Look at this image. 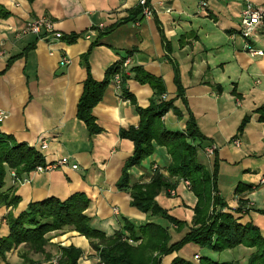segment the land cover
Segmentation results:
<instances>
[{
	"label": "crops",
	"instance_id": "obj_1",
	"mask_svg": "<svg viewBox=\"0 0 264 264\" xmlns=\"http://www.w3.org/2000/svg\"><path fill=\"white\" fill-rule=\"evenodd\" d=\"M150 6L152 17L144 19L130 16L137 0H0V7L7 12V17L0 18V112L4 116L0 132L16 144L34 147L45 164L68 157L77 165L74 170L68 165L23 174L15 185L8 170L4 189L14 188L20 201L13 208L0 205V238L8 234L5 217L9 212L16 217L29 203L49 197L63 201L74 193L87 196L89 225L107 237L120 229L121 218L135 226L147 220L130 205L129 193L116 187L133 152L132 142L121 138L119 131L136 127L139 117L112 79L91 111L102 132L89 136L76 117L87 77L84 57L95 81H101L114 63L128 59L126 86L141 108L156 96L130 69L139 67L161 79L163 100H169L177 95V68L187 107L206 138L200 149L216 148L219 196L229 208H236V186L251 185L252 191L241 194L251 208L239 216L240 222L253 223L264 237V215L259 213L264 211V123L254 113L264 105V36L252 40V48L261 54L248 52L245 40L238 35L243 0H150ZM40 18L49 20L64 40L49 44L35 35L22 34L29 21ZM72 35L78 37L68 43L66 38ZM62 57L69 59V64L60 65ZM174 105L182 117L168 112L163 123L169 130L183 131L188 117L185 106L180 99ZM245 116L250 119L239 135L237 129ZM233 139H238L239 146L231 144ZM43 141L46 147L39 149ZM168 161L165 150L154 145L150 157L129 169V186L149 183L151 168L157 166L175 187L173 195L161 191L155 200L190 221L196 199L183 180L167 174ZM198 161L211 170V157L198 151ZM152 220L159 223L157 218ZM46 236L45 254L21 245L6 253L5 261L23 264V257L29 255L33 261L46 264L60 254L59 247L73 246L82 252L79 264H100L89 241L70 228ZM178 239L172 237V241ZM238 249L246 251V260L250 250L243 247L223 253L233 256ZM201 251L204 254L199 255L213 259L215 253ZM175 256L164 257L162 264H170Z\"/></svg>",
	"mask_w": 264,
	"mask_h": 264
},
{
	"label": "trees",
	"instance_id": "obj_2",
	"mask_svg": "<svg viewBox=\"0 0 264 264\" xmlns=\"http://www.w3.org/2000/svg\"><path fill=\"white\" fill-rule=\"evenodd\" d=\"M130 16L141 17V8L137 6ZM5 17L7 12L0 7V18ZM77 37L72 35L66 40L72 43ZM83 62L86 65L87 77L77 102L76 117L85 125L89 136L102 132L91 111L101 101L105 89L116 74L120 75L121 96L130 101L139 117L136 127L119 131L121 138L132 142L133 152L124 164L116 187L119 191L129 193L130 205L145 214L147 220L144 224L135 226L125 218H121L120 229L107 237L90 227V217L85 213L90 201L85 194L74 193L63 201L49 197L37 203H29L25 211L16 217L11 212L6 215L8 234L0 238V263L8 264L5 261L6 253L21 244L33 253H43L48 233L70 227L89 241L100 264H161L164 257L172 254L176 256L170 264H232L215 261L206 255H201L197 262H194L192 257L179 256L178 253L187 245L213 253H222L242 246L252 249L246 264H264V237L260 229L251 222L244 224L240 222L239 216L247 213L244 210L243 200H239L238 207L232 209L219 196L216 152L211 170L198 161V151L206 138L198 130L194 116L187 107L177 68H174L177 95L169 100L160 99L165 93L161 79L143 72L139 67L130 69L139 83H147L153 88L156 96L147 107L141 108L136 105L133 95L128 92L126 86L128 77L122 68L123 61L109 67L101 81H95L91 77L85 57ZM218 90H220L219 86ZM177 99L181 100L188 115L183 131L169 130L162 120L168 112H172L179 119L182 117L181 111L174 105ZM254 113L258 116L257 120L264 123V105L258 107ZM249 119V116L243 118L237 134H242ZM154 145L163 148L169 157L167 174L189 183V190L196 199L190 221L171 214L155 200L161 191H170L175 187L160 171L153 173L149 183L129 186V169L139 166L143 160L150 157L154 152ZM37 166H45V161L34 147L16 144L11 136L0 132L1 206L13 208L20 201L19 197L14 195V188L4 189L7 171H14L16 178L20 179L23 174L33 172ZM252 189L251 185L238 184L234 193L250 192ZM260 214L264 215V211ZM153 218L165 220L174 227L175 233L185 229L187 231L180 239L172 241L170 230L153 221ZM59 253L60 264H79L82 255L81 250L73 246L59 247ZM23 259L28 264H33L26 257Z\"/></svg>",
	"mask_w": 264,
	"mask_h": 264
},
{
	"label": "built area",
	"instance_id": "obj_3",
	"mask_svg": "<svg viewBox=\"0 0 264 264\" xmlns=\"http://www.w3.org/2000/svg\"><path fill=\"white\" fill-rule=\"evenodd\" d=\"M137 6L141 8V17L142 18H151L152 17V9L150 6V1L148 0H137ZM23 35L32 34L41 39H45L49 44H54L56 42L64 40L63 34L56 31L53 27V24L45 19H33L29 21L24 30L22 31ZM238 35L241 36L245 40L246 49L248 52L252 54H261L260 51L254 50L252 48V40L257 36L261 35L264 36V3L263 4H256L251 0H244L243 9L241 12V19L238 28ZM89 37L87 36V39ZM69 59L62 57L60 60V65L69 64ZM128 59L125 60L122 64V68L125 69L128 65ZM116 82L117 86L120 84V75L116 74L113 78ZM3 113L0 112V120L3 118ZM235 146H239L238 139L233 141ZM40 149L46 147L45 142H41ZM214 147H211L207 150L209 156L213 153ZM70 166L71 169H77V165L73 164L69 161L68 157L59 158L53 164H46L45 166H37L35 168L36 172L42 171H50L55 169L56 167H64ZM186 186H188V182H185ZM114 212H116L114 210Z\"/></svg>",
	"mask_w": 264,
	"mask_h": 264
},
{
	"label": "rangeland",
	"instance_id": "obj_4",
	"mask_svg": "<svg viewBox=\"0 0 264 264\" xmlns=\"http://www.w3.org/2000/svg\"><path fill=\"white\" fill-rule=\"evenodd\" d=\"M243 5H244V0H243ZM125 60H127V59H125ZM125 60H122L123 62L125 61ZM123 62H122V64H123ZM127 68V67H126ZM124 69V74H126V72H127V69ZM118 88H119V85H118ZM161 100H163L164 99V97L162 96L161 98H160ZM235 139H233L232 141H231V144L233 145V146H235L234 144H233V141H234ZM41 146V145H40ZM211 147H213L212 145H210V146H208L207 148H205V150H202V149H199V151H200V153L202 152V155H205L207 158H209V157H211L212 159H213V155H214V152H216V148H214V150H213V153L211 154V156H209V153L207 152V150L209 149V148H211ZM39 149H40V147H39ZM209 156V157H208ZM203 156H201L200 158H202ZM46 165V164H45ZM35 171V170H34ZM151 171H152V174L154 173V172H156V171H160L159 170V168L157 167V166H153L152 168H151ZM9 172H10V176H11V179L13 180L12 181V185H15V183H18V181L16 180V179H18V178H16V175H15V173H14V171H12V170H9ZM163 175H164V173H163ZM153 176V175H152ZM165 176V175H164ZM184 181V183L185 182H187L186 180H183ZM185 185H186V183H185ZM187 188H188V190H189V183H188V186H186ZM253 190V189H252ZM171 191V190H170ZM170 191H168V192H170ZM190 191V190H189ZM235 191V190H234ZM249 192V191H248ZM171 193V195H173V192L171 191L170 192ZM244 193V192H243ZM241 194L242 193H240V194H235L234 193V199H235V201H234V203H237V207H238V202H239V200H242V198H241ZM244 202V210L248 213L249 211H250V204H249V202H245V201H243ZM226 203V202H225ZM226 205H227V203H226ZM162 207H164V206H162ZM236 207V208H237ZM165 208V207H164ZM236 208H232V209H236ZM165 209H167V208H165ZM170 211V210H169ZM261 211H259V213H260ZM171 214H173V215H177L178 217H180V218H183L182 216H180L177 212H170ZM244 214H246V213H244ZM158 220V222H159V224H161L162 226H166L169 230H170V232H171V235H172V237H173V239H178L179 238V236L178 235H180L181 237H182V235L187 231V229H185V230H183V231H181L180 233H175L174 232V227H172L169 223H167L165 220H163V219H161V218H157ZM67 228H70V227H67ZM63 229V228H62ZM71 229V228H70ZM72 230V229H71ZM53 232V231H52ZM184 232V233H183ZM178 234V235H177ZM180 237V238H181ZM46 239H47V236H46ZM21 245H24V244H21ZM20 245V246H21ZM20 246H18V247H20ZM25 246V245H24ZM17 247V248H18ZM239 247H242V246H239ZM238 248V247H237ZM243 248H245V247H243ZM16 249V248H15ZM236 249V248H235ZM246 249H248V248H246ZM12 250H14V249H12ZM201 250H206V249H197L196 247H194V246H191V245H187V246H185L181 251H180V256L181 257H192V259H193V261L194 262H197V261H199V258L201 257V255H199V254H204L203 253V251H201ZM248 250H250V253L252 252V249H248ZM30 251V250H29ZM10 252V251H9ZM225 252V251H224ZM244 252H246L244 249H238V250H236V251H234L232 254H233V256H231V255H227L226 253H215L214 255H213V259L215 258V259H219L220 260V262H222V261H228V257H229V259L230 258H232L231 260H232V264H246V262H247V259H248V257H249V255H250V253H249V255H248V257H247V259L245 260V253ZM8 253V252H7ZM199 253V254H198ZM41 254H45V247H44V251H43V253H41ZM29 255H27V256H24V257H26L27 259H29V260H31L32 262H33V264H40V263H38V262H35V261H33L31 258H29L28 257ZM59 259H60V254L58 255V256H56L54 259H52L51 261H49L48 263H46V264H60V262H59ZM234 260H236L235 262L236 263H233V261ZM23 264H28L27 262H25L24 261V259H23ZM162 264V263H161Z\"/></svg>",
	"mask_w": 264,
	"mask_h": 264
}]
</instances>
